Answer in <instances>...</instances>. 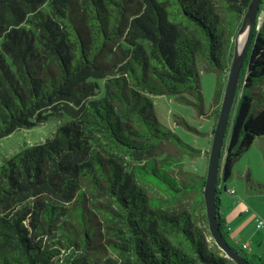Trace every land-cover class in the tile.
Listing matches in <instances>:
<instances>
[{
    "label": "trees",
    "instance_id": "obj_1",
    "mask_svg": "<svg viewBox=\"0 0 264 264\" xmlns=\"http://www.w3.org/2000/svg\"><path fill=\"white\" fill-rule=\"evenodd\" d=\"M250 2L0 0V139L67 119L0 165V264H236L209 232L206 170L185 166L201 150L153 97L203 113V66L218 75V118ZM239 86L224 183L264 137V22Z\"/></svg>",
    "mask_w": 264,
    "mask_h": 264
},
{
    "label": "rangeland",
    "instance_id": "obj_2",
    "mask_svg": "<svg viewBox=\"0 0 264 264\" xmlns=\"http://www.w3.org/2000/svg\"><path fill=\"white\" fill-rule=\"evenodd\" d=\"M263 22L264 0L261 2L258 13V29ZM200 78L204 96L203 113L173 97L154 96L153 100L160 122L174 131L185 143L201 150L198 157H186L185 166L189 170L203 174L205 170L207 172L209 151L217 123L214 101L218 87V75L208 73L204 71L203 66H200ZM238 92L240 95V86ZM236 102L237 100L231 111L222 151L219 173L220 202L225 213H232L229 220L231 227L229 242L243 254L264 256V243H258L256 240L259 234L264 238V229L258 230L256 225L257 220L264 221V137L257 139L250 149L242 154L233 165L231 177L225 183L223 182L224 157L230 142ZM61 121H67V119L50 116L44 124L17 131L0 139V165L4 158L12 157L23 148L44 143L52 136ZM230 190H234V193L230 194ZM244 242L250 243L251 250H243Z\"/></svg>",
    "mask_w": 264,
    "mask_h": 264
},
{
    "label": "water",
    "instance_id": "obj_3",
    "mask_svg": "<svg viewBox=\"0 0 264 264\" xmlns=\"http://www.w3.org/2000/svg\"><path fill=\"white\" fill-rule=\"evenodd\" d=\"M261 2L262 0H251L235 37L233 57L209 151L206 181L203 191L206 218L211 237L225 256L236 264L251 263L236 248L229 245L221 232L218 221L219 210L217 207L218 183L225 135L228 130L231 111L237 98L244 63L254 41L255 31L258 29L257 18Z\"/></svg>",
    "mask_w": 264,
    "mask_h": 264
},
{
    "label": "crops",
    "instance_id": "obj_4",
    "mask_svg": "<svg viewBox=\"0 0 264 264\" xmlns=\"http://www.w3.org/2000/svg\"><path fill=\"white\" fill-rule=\"evenodd\" d=\"M220 211H221V213H222V215H223V217L225 219V223L227 224V227L231 228L230 225H229V220H230V217H232V213H225L224 210L222 209L221 202H220ZM256 225H257V222H256ZM262 238L263 237L260 234L257 235V238H256L257 242L258 243H263V239L264 238L263 239Z\"/></svg>",
    "mask_w": 264,
    "mask_h": 264
},
{
    "label": "built area",
    "instance_id": "obj_5",
    "mask_svg": "<svg viewBox=\"0 0 264 264\" xmlns=\"http://www.w3.org/2000/svg\"><path fill=\"white\" fill-rule=\"evenodd\" d=\"M229 193L233 194L234 190H230ZM247 211H248V209L246 210V212ZM257 229L258 230L264 229V221L263 220H257ZM263 243H264V240H263ZM242 248L244 250H251V245H250V243L244 242L243 245H242Z\"/></svg>",
    "mask_w": 264,
    "mask_h": 264
}]
</instances>
